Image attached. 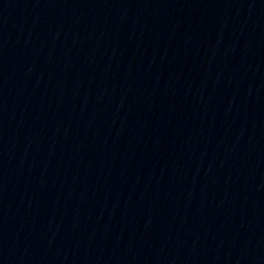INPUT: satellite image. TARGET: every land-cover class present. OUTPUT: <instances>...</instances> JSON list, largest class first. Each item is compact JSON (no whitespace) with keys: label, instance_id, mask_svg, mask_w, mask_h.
Here are the masks:
<instances>
[{"label":"water","instance_id":"95a60500","mask_svg":"<svg viewBox=\"0 0 264 264\" xmlns=\"http://www.w3.org/2000/svg\"><path fill=\"white\" fill-rule=\"evenodd\" d=\"M264 131V0H0V264Z\"/></svg>","mask_w":264,"mask_h":264}]
</instances>
